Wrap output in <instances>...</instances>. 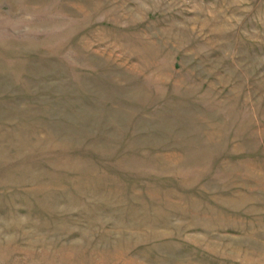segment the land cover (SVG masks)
Here are the masks:
<instances>
[{"label":"rangeland","instance_id":"1","mask_svg":"<svg viewBox=\"0 0 264 264\" xmlns=\"http://www.w3.org/2000/svg\"><path fill=\"white\" fill-rule=\"evenodd\" d=\"M0 264H264V0H0Z\"/></svg>","mask_w":264,"mask_h":264}]
</instances>
